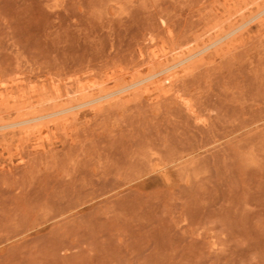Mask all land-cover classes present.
<instances>
[{
    "label": "rangeland",
    "instance_id": "374dc122",
    "mask_svg": "<svg viewBox=\"0 0 264 264\" xmlns=\"http://www.w3.org/2000/svg\"><path fill=\"white\" fill-rule=\"evenodd\" d=\"M0 120V264H264V0H0Z\"/></svg>",
    "mask_w": 264,
    "mask_h": 264
},
{
    "label": "bare ground",
    "instance_id": "6f19581e",
    "mask_svg": "<svg viewBox=\"0 0 264 264\" xmlns=\"http://www.w3.org/2000/svg\"><path fill=\"white\" fill-rule=\"evenodd\" d=\"M243 18V17H242ZM230 24V23H229ZM225 37V36H224ZM217 40V39H216ZM228 41V40H227ZM211 45V44H210ZM197 49V48H196ZM166 57V56H165ZM154 60L152 61L153 63H155V64H158L156 67L157 68H163V66H164V63H163V61H161V60H159L158 58H156V56H154V58H153ZM173 62V61H172ZM174 62H175V60H174ZM177 62H179V63H182L183 61H181V58H180V60L179 61H177ZM179 63H178V66H179ZM184 64V63H183ZM182 64V65H183ZM177 65V64H176ZM181 65V64H180ZM175 68V67H174ZM151 70H152V67H151ZM160 71V70H159ZM154 72V71H153ZM161 72V71H160ZM159 72V73H160ZM163 72V71H162ZM165 72V71H164ZM126 76V75H125ZM132 76V75H131ZM144 76V75H143ZM124 77V76H123ZM160 77V76H159ZM109 80V79H108ZM138 80V79H137ZM110 81V80H109ZM135 81V80H134ZM133 81V82H134ZM166 81V80H165ZM166 82H168V81H166ZM158 83V82H157ZM172 83V82H171ZM138 84V83H137ZM162 84V83H161ZM169 84V83H168ZM163 85V84H162ZM162 85H161V87H158V88H161V89H163V87H162ZM159 86H160V84H159ZM174 87V86H173ZM8 89V88H7ZM59 90V89H58ZM87 90V89H86ZM86 90H83L84 92H86ZM167 90V89H166ZM168 90H170L169 88H168ZM106 91H104V90H102L101 91V93H104V99L105 98H107V97H109L110 95H109V92L108 93H105ZM121 92V91H120ZM119 92V93H120ZM165 92V91H164ZM111 93V92H110ZM118 93V92H117ZM161 93V92H160ZM169 93H170V91H166L165 93H164V97L166 96H169ZM81 94V93H80ZM82 96V95H81ZM160 96V95H159ZM101 97V96H100ZM103 97V96H102ZM101 97V98H102ZM93 98H95V97H93L92 95H88V94H85L84 96H83V99L85 100V101H87V102H95L96 100L95 99H93ZM97 98V97H96ZM111 98V97H110ZM8 99V98H7ZM98 99H99V96H98ZM109 99V98H108ZM108 99H106L107 101H108ZM166 99V98H165ZM31 100V99H30ZM102 100V99H101ZM112 100V99H111ZM110 100V102H113V101H111ZM3 103V102H2ZM9 103V102H8ZM37 104V103H36ZM41 104V103H40ZM84 104V103H83ZM1 106H3V105H1ZM2 108V107H1ZM69 108H71V107H69ZM68 108V109H69ZM76 108V107H75ZM74 108V109H75ZM19 109V108H18ZM24 109V108H23ZM20 110V109H19ZM18 110V111H19ZM63 110V109H62ZM70 110H72V108L70 109ZM69 110V111H70ZM22 111V110H21ZM193 111V110H192ZM40 113V112H39ZM58 113V112H57ZM38 115V114H37ZM42 116H44V115H42ZM47 116H49L48 114H47ZM46 116V117H47ZM42 118L41 116H38V118ZM37 117L36 118H34L33 120H37L38 119ZM44 118V117H43ZM24 120V119H23ZM32 120V119H31ZM42 120V119H41ZM1 121V120H0ZM19 121V120H18ZM28 121H30V120H26V121H21L20 123L19 122H16V123H14L13 125H17V124H20V125H23V124H21V123H26V122H28ZM29 123V122H28ZM28 123H26V124H28ZM6 126V125H5ZM24 126V125H23ZM7 127V126H6ZM5 127V128H6ZM41 130V129H40ZM37 141V140H36ZM39 142V141H38ZM41 142V141H40ZM42 143V142H41ZM39 145H41V144H39Z\"/></svg>",
    "mask_w": 264,
    "mask_h": 264
}]
</instances>
